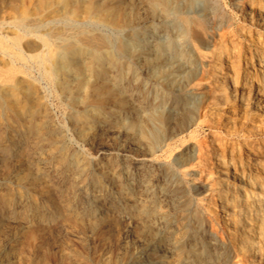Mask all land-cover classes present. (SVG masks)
I'll return each mask as SVG.
<instances>
[{
    "label": "bare ground",
    "instance_id": "1",
    "mask_svg": "<svg viewBox=\"0 0 264 264\" xmlns=\"http://www.w3.org/2000/svg\"><path fill=\"white\" fill-rule=\"evenodd\" d=\"M65 1L42 19L0 21V236L20 224L0 239V264L16 253L23 264H264V137L225 108L252 95L258 113L264 99V0H232L239 31L255 36L243 55L219 0H71V12ZM45 91L78 140L113 129L133 156L136 191L122 188L135 194L134 255L114 254L118 218L101 184L84 191L95 209L78 204L92 162L65 146ZM208 115L222 134H197ZM86 232L106 246L94 261L83 242L68 247Z\"/></svg>",
    "mask_w": 264,
    "mask_h": 264
},
{
    "label": "rangeland",
    "instance_id": "2",
    "mask_svg": "<svg viewBox=\"0 0 264 264\" xmlns=\"http://www.w3.org/2000/svg\"><path fill=\"white\" fill-rule=\"evenodd\" d=\"M55 1L56 0H0V21L1 20H3V21L8 20L9 21L11 19H15V18L23 16V15L26 18L42 19L44 17H47L48 14L54 13V11H55L54 2ZM72 4L73 3L71 2V0H66L64 5H62V8H64L65 12H69V10L71 8L76 7L74 4L73 5ZM219 4L223 8H226V11H228V12H230L231 10L235 11L233 9L232 0H219ZM74 8H73V10H74ZM73 10L71 9L70 12ZM231 14H232L231 19H232V31H233L231 33V35L233 34V37H231L230 34H229V37L233 38L236 43L240 44L241 54L243 55V54H245L248 46L250 45V43H248L247 40H249V38L255 37L254 32H251L248 35V33H247L248 29L247 28L245 31L240 32L239 30H241V28H242L241 18L236 11L231 13ZM247 27H249V26L247 25ZM251 27H250V30L256 31V27L255 28H253L254 26H251ZM5 31H9V30L5 29ZM27 38H29V37H25V39H23L22 43H26L28 41H31V39L27 40ZM24 41H26V42H24ZM32 74L34 75V77L36 76L35 78H37L36 79L37 81L40 79L38 77V75H36L35 72H33ZM40 80L38 82L41 84L42 87H45L44 81L42 79H40ZM50 95L51 94H48V92L45 91L44 100L46 97H48V98H46L45 102L48 105L50 104V106H48V107L50 108L49 110L51 111V114H52L51 117H53L52 118V120H53L52 124L56 125L55 126L56 128L64 129L63 132L65 135V146L69 150H72V152L76 153L78 156L85 157L88 161L92 162V170H93L94 174H93V177L88 178V180L84 183L83 188H82L80 195H79L80 198L78 200V204L84 205L85 207H90L91 209H95L96 203H92L88 197H84L85 196L84 191H86L87 189L90 190L95 182L101 184L105 188V191L102 195V197H104L105 199L102 200L101 204H104L106 206L111 207L112 215L118 218L117 224H115L116 227H113L112 229H113V232L118 236V238H117L118 239V245H119V243H121V244L118 247L117 252L115 251L114 254H118L120 252V253H127L129 255H134L140 248V244H139L140 240L137 236L138 231H137L136 219H135V217H133L134 214L132 212V209H133L132 204L133 203H129V206H125V205H126L127 200L133 201L135 194H129V195L125 194L126 191L122 188L123 183H129V185H132V187L135 186L134 184H135L136 179H137L138 170L136 169L135 163L132 160L133 156H131L127 152L125 153L122 150V148H120V144L118 142L119 139H118L117 131L116 130L113 131V129L111 132L109 131L110 133L109 132L108 133L105 132L102 134L99 133L98 137L92 139L88 143H86V142L83 143L80 140H78L75 137L72 129H70L71 128L69 126L70 122H69V118L67 117L66 110H63L64 109L63 107H59L57 101L54 99V97L52 95L51 96ZM243 97H245V96H243ZM251 97H252V95L249 97H247V95H246V98H244V101L246 103L243 106L244 110H242V106H241L242 104L239 101L232 103L231 104L232 108H230L229 106H225V108L227 107L228 110H230V111L232 109L235 110L234 113L230 115V117H231L230 119H232V121L237 125L236 129L238 128V126L243 121H245L246 125H243L244 126V127H242L243 129L249 130L252 126L253 127L255 126L259 129L260 133L263 134L262 137H264V99H261L262 101L260 100V106H259L258 113H254L252 111L253 97H252V99H251ZM52 98H53V100H51ZM47 101L50 103H48ZM62 110H63V112H62ZM202 113H203V111L201 112V114ZM257 114H259L262 122H256L255 121L257 119L256 118ZM207 117L202 122L203 127L202 126L200 127V129L197 131V134L198 135L200 134V136L210 135V134L215 136V135L222 134L223 129L221 126H217V128H214V130L211 128L210 124H212L215 121V117L212 115H208ZM63 125H65V126H63ZM66 125H67V127H66ZM212 127H215V125ZM98 129L100 132V130H104V127H101L100 124H98ZM134 191H136L135 187H134ZM36 197H37L36 195L33 196L34 203L32 205H35L38 209H41V207H43L45 205V203L42 202L40 199H38V197L37 198ZM36 200L38 202H36ZM22 214L20 216H22ZM28 215H30L31 217L33 216L31 211L28 212ZM179 218L180 217H178V219ZM37 220H39V219H37ZM187 222L185 221L186 224H187ZM19 225H20L19 223L11 225V227H9V229L6 230V232L4 234H2L3 236L2 235L0 236L2 247H4L7 244L8 239L12 235H14V233L16 232V228H18ZM9 231H10V233H9ZM86 233H85V235L74 234L75 236L73 235V236L68 237L70 240V242H68L69 243L68 247L72 250H77V248L80 249V244H81V242H83V244H84L83 246L85 247V250H83L84 247L81 246L82 250L80 249L79 251L86 252L90 256V258L91 257L93 258L92 260L94 261L97 258L96 254H101V253L105 254L104 252L106 251V246L103 245V243H102V241L98 235L92 236L89 232H86ZM62 236H63V234H62ZM94 237H95V239H94ZM24 239L25 238H22V241H21L22 243L21 242L18 243L19 244L17 246L18 249H19V246H23V245L28 244L27 243L28 240L26 239V241H24ZM119 239H121V240H119ZM24 242H26V243H24ZM85 242H86V244H85ZM74 244L77 246V248L75 247ZM100 244L103 248L100 246ZM123 248H124L125 252H124ZM94 249H95V251H94ZM102 250H104V252ZM154 251H155L154 255H157L161 258L162 257L166 258V256L168 257L170 255L171 250L166 248V246L164 247V245H159V246H156L154 248ZM165 253H167V254H165ZM91 255H93V256H91ZM95 255H96V258H94ZM154 255L145 254L143 257L146 260H150V257H153ZM14 256L15 255L11 256V257H13L12 258L13 260L11 259V261H14L13 264H23L22 261L20 262L21 256L17 255V253H16V256L15 257ZM105 256L107 257V254ZM17 257H20V258H17ZM1 259H3V258H1ZM15 260H17V261H15ZM128 264H135V263L131 262Z\"/></svg>",
    "mask_w": 264,
    "mask_h": 264
}]
</instances>
